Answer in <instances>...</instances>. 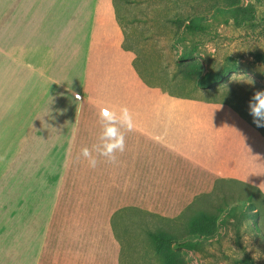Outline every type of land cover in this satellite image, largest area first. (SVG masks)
<instances>
[{
    "label": "crops",
    "instance_id": "1",
    "mask_svg": "<svg viewBox=\"0 0 264 264\" xmlns=\"http://www.w3.org/2000/svg\"><path fill=\"white\" fill-rule=\"evenodd\" d=\"M33 1L38 27L25 29V48H8L12 59L24 54L23 120L15 94L0 92V264H51L53 225L82 138L106 132L85 124L94 113L108 120V182L136 200L87 231L75 227L54 264H108L118 216L128 213L125 227H136L155 198H167L175 217L238 182L264 193V124L243 106L178 93L176 73L159 61L167 48H155L162 70L146 79L143 48L130 44L115 0ZM93 102L103 107L83 108Z\"/></svg>",
    "mask_w": 264,
    "mask_h": 264
},
{
    "label": "rangeland",
    "instance_id": "2",
    "mask_svg": "<svg viewBox=\"0 0 264 264\" xmlns=\"http://www.w3.org/2000/svg\"><path fill=\"white\" fill-rule=\"evenodd\" d=\"M26 1L0 0V92L15 94L13 104L21 120L26 108L27 70L23 51L17 49L12 59L8 48H25V29L31 34L38 27L39 17L31 19L34 1L28 0L27 4ZM197 15L207 22L206 30L196 34L185 30L187 21ZM118 17L130 32V44L143 48L146 79L155 78L162 70L155 68L161 61L167 72L176 73L174 87L181 95L225 97L243 106L246 115L256 122H264V0H125L119 2ZM182 38L187 41H177ZM29 43L32 44L31 36ZM195 46L191 60L181 63L180 54ZM155 48H167L160 53L163 59L158 62L156 59L161 55ZM190 71L195 77L189 78ZM207 72L222 77L210 89L198 84V79ZM38 93L40 96L41 85ZM93 104L96 106L88 108L103 107L99 102ZM2 107L7 109V102ZM85 124L102 127L106 132L92 131L82 138L85 147L72 165L53 225L55 240L48 258L51 264L57 249L63 247V239L71 236L75 227L87 231L97 221L110 216L111 209L136 200L123 196L129 189L120 182L117 188L108 182V120L94 113ZM230 188L238 189L235 185ZM219 199L220 195L197 198L192 206L210 209ZM154 201L151 204L154 212L139 213L136 227H125L128 213L118 216L112 239L108 237V264H165L156 254L147 232L172 230L182 222L183 214L175 217L176 214H170L169 209L174 206L167 198ZM256 222L249 216L220 224L219 233L209 238L204 250L176 249L177 264H264V227L256 230Z\"/></svg>",
    "mask_w": 264,
    "mask_h": 264
},
{
    "label": "trees",
    "instance_id": "3",
    "mask_svg": "<svg viewBox=\"0 0 264 264\" xmlns=\"http://www.w3.org/2000/svg\"><path fill=\"white\" fill-rule=\"evenodd\" d=\"M121 1L125 0H115L116 8ZM221 14H224V11H221ZM206 24L207 22H204L203 16L197 15L187 21L185 30H191L196 34L205 31ZM177 41L184 43L187 39L182 38L177 39ZM192 48L194 49L191 51H186L185 49L180 54L179 61L181 63L191 60L192 56L196 53V46ZM188 75L189 78L195 77L192 71ZM221 79L222 77L218 74L207 72L198 79V84L203 88H209L217 84ZM83 108L87 109L88 105L84 104ZM258 124H264V122ZM236 187L238 189H230L223 192L217 205L213 204V208L202 207L196 209L194 206H190L181 216L182 222L172 230L149 231V237L158 257L165 264H177L176 249L188 251L204 250L209 238L219 233L218 226L220 224H227L232 219L243 220L252 216L257 221L256 226L253 224L254 227H256V230H261L264 227V193L258 188L241 182H238ZM237 191L238 194H236ZM221 215H223V219ZM258 224L259 228H257Z\"/></svg>",
    "mask_w": 264,
    "mask_h": 264
}]
</instances>
